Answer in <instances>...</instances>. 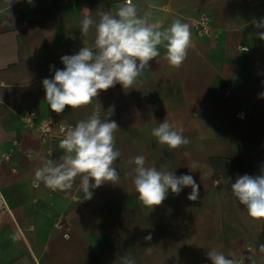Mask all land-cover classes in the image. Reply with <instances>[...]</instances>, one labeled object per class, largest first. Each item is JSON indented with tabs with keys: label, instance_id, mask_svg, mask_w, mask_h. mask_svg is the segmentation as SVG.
<instances>
[{
	"label": "crops",
	"instance_id": "1",
	"mask_svg": "<svg viewBox=\"0 0 264 264\" xmlns=\"http://www.w3.org/2000/svg\"><path fill=\"white\" fill-rule=\"evenodd\" d=\"M123 3L0 0V264H123L124 255L135 264H211V249L235 264H264V220L251 218L231 193L238 175L264 168V40L257 35L264 28L253 23L264 18V0H133L150 22L190 25L187 58L173 68L160 46L133 88L116 84L96 98L104 112L115 106L108 119L119 125L116 184L91 189L89 200L79 177L69 191L33 185L41 158L63 154V136L43 142L20 116L32 109L36 123L55 116L75 126L91 115L95 101L51 111L42 80L54 75L51 65L64 67L62 56L94 46V27L80 31L88 12L98 19L99 10L115 14ZM201 16L210 18L209 35L196 32ZM165 119L184 129L188 145L171 150L157 142L151 131ZM138 155L148 167L193 176L198 199L189 200L192 189L184 187L179 195L169 190L159 206H143L128 175Z\"/></svg>",
	"mask_w": 264,
	"mask_h": 264
},
{
	"label": "clouds",
	"instance_id": "2",
	"mask_svg": "<svg viewBox=\"0 0 264 264\" xmlns=\"http://www.w3.org/2000/svg\"><path fill=\"white\" fill-rule=\"evenodd\" d=\"M96 15L98 19L88 12L80 21L82 36L94 27V46H83L75 54L62 56L60 60L64 67L57 69L51 65L54 75L42 81L45 101L57 114L63 113L66 106L79 109L91 105L100 92L116 84L124 89L133 88L138 77L149 71V62L161 55L160 46L165 50L163 58L169 66L179 69L192 45L188 23L176 18L164 28L160 23L150 22L147 16L139 15L133 0H124L115 14L99 10ZM253 23L257 28H264V18ZM257 35L264 40V32ZM260 96L264 97V93ZM97 104L87 119L78 121L75 126L60 127L63 138L59 147L63 154L58 159L41 158L40 166L34 170V186L43 184L52 191H69L79 177L83 199L89 200L93 195L91 189L104 183L118 182L119 174L113 165L121 155L115 147L119 125L108 119L114 114L115 106H109L104 112ZM183 131L182 127L165 119L152 129L151 135L159 144L175 150L190 143ZM131 163L134 168L128 175L132 177L143 206L150 209L159 206L167 198L169 190L179 195L184 187L192 189L187 197L189 200L198 199L200 186L193 176H177L174 171L148 167L143 155L134 157ZM231 193L239 204L246 207L251 218L264 220V168L259 175H238L231 183ZM144 239L151 240V235ZM147 251L151 252V248ZM260 251L264 252V244L260 245ZM207 258L211 264H235L233 259L215 249L208 250ZM121 259L123 264H135L134 259L127 255Z\"/></svg>",
	"mask_w": 264,
	"mask_h": 264
},
{
	"label": "built area",
	"instance_id": "3",
	"mask_svg": "<svg viewBox=\"0 0 264 264\" xmlns=\"http://www.w3.org/2000/svg\"><path fill=\"white\" fill-rule=\"evenodd\" d=\"M210 18L208 16H201L195 20L196 32L198 35H209ZM246 47H243L241 50H246ZM43 81V80H42ZM239 118H243L242 113H238ZM36 113L32 109H27L20 116L21 124L26 128H36L39 131V137L41 141H46L50 138H56L62 136L60 133V127L62 125L69 126L63 123L59 118L53 116L45 121L40 123L35 122ZM2 196L0 194V209L2 208Z\"/></svg>",
	"mask_w": 264,
	"mask_h": 264
}]
</instances>
